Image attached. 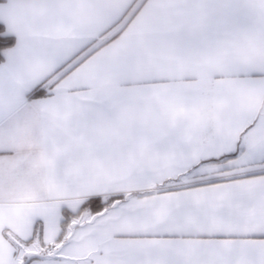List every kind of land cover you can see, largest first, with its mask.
<instances>
[{"label": "snow or ice", "instance_id": "snow-or-ice-1", "mask_svg": "<svg viewBox=\"0 0 264 264\" xmlns=\"http://www.w3.org/2000/svg\"><path fill=\"white\" fill-rule=\"evenodd\" d=\"M0 264H264V0H0Z\"/></svg>", "mask_w": 264, "mask_h": 264}]
</instances>
